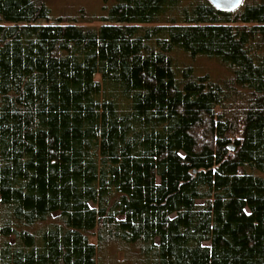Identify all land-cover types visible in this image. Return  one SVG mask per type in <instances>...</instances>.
<instances>
[{"label":"trees","instance_id":"obj_1","mask_svg":"<svg viewBox=\"0 0 264 264\" xmlns=\"http://www.w3.org/2000/svg\"><path fill=\"white\" fill-rule=\"evenodd\" d=\"M78 16L0 0V264H264V0Z\"/></svg>","mask_w":264,"mask_h":264},{"label":"rangeland","instance_id":"obj_2","mask_svg":"<svg viewBox=\"0 0 264 264\" xmlns=\"http://www.w3.org/2000/svg\"><path fill=\"white\" fill-rule=\"evenodd\" d=\"M47 2L55 16H61L65 19L79 17L80 11L86 14L98 12L102 4V0H47ZM189 63L193 64L197 73L201 75L207 73L217 78L225 74L221 66L207 59L200 58ZM157 181H159V178H157Z\"/></svg>","mask_w":264,"mask_h":264},{"label":"water","instance_id":"obj_3","mask_svg":"<svg viewBox=\"0 0 264 264\" xmlns=\"http://www.w3.org/2000/svg\"><path fill=\"white\" fill-rule=\"evenodd\" d=\"M217 8L223 11H233L240 7L243 0H210ZM233 148V147H232Z\"/></svg>","mask_w":264,"mask_h":264}]
</instances>
